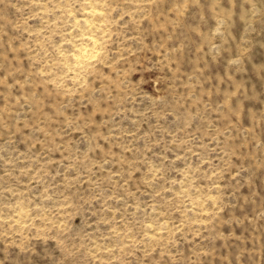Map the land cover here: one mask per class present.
I'll use <instances>...</instances> for the list:
<instances>
[{
	"label": "rangeland",
	"instance_id": "obj_1",
	"mask_svg": "<svg viewBox=\"0 0 264 264\" xmlns=\"http://www.w3.org/2000/svg\"><path fill=\"white\" fill-rule=\"evenodd\" d=\"M254 3L253 17L236 0L231 20L217 14L228 0H145L107 18L91 0H39L28 16L0 5V190L63 209L55 228L0 237V264H90L92 242L118 245L114 264H264ZM128 48L136 58L108 63ZM72 244L84 256L66 261Z\"/></svg>",
	"mask_w": 264,
	"mask_h": 264
},
{
	"label": "clouds",
	"instance_id": "obj_2",
	"mask_svg": "<svg viewBox=\"0 0 264 264\" xmlns=\"http://www.w3.org/2000/svg\"><path fill=\"white\" fill-rule=\"evenodd\" d=\"M94 2L97 7L102 8L104 11L101 15L107 16L111 15L112 11H117L118 9H122L124 7L138 6L145 2V0H91ZM149 3L155 4H165L166 0H147ZM189 0H185V3H188ZM191 3L199 4L200 0H190ZM224 0H213V12H217L220 9L221 4H223ZM39 3V0H0V5L7 7V14L9 12L13 14H18L20 16H28L30 12L35 9L36 5ZM85 5L90 3V0H83ZM228 3L231 5L229 8L220 9L217 12L218 15L224 16L226 19L231 20L235 15L236 8V0H228ZM243 3L251 5L249 11L251 12V16H255L256 12V4L254 0H243ZM3 9H0V13H2ZM163 12L164 10L161 9ZM124 14L119 13V19H124ZM248 15L247 12H243L241 19L244 20ZM251 19L249 18L248 21ZM90 37H84L83 39H89ZM103 43V41H101ZM136 45L138 48L143 44L142 40H137ZM149 43H151L149 39ZM162 46V45H161ZM170 47V46H169ZM153 49H144L140 48V51L143 55H147L149 51ZM118 55H114L108 61V63L113 66H117L121 64V61L127 62L129 57L136 58L138 52L132 51L131 48L125 49L123 51L117 50ZM57 68H60V65H56ZM64 69L61 68V71ZM47 76L51 77L54 75V72L47 71L45 73ZM195 139V137H193ZM203 147V145H201ZM191 151V148H189ZM7 194V195H5ZM15 198V199H12ZM51 197H45V200H51ZM63 209L59 208L58 202H54L49 206L43 205H33L32 201L29 200L24 192L17 191L12 187H4L0 190V237L5 239L15 238L17 240H23L24 237L28 236L29 233L35 229L36 222L40 221L44 228H55L56 225L54 220L59 219V213ZM115 231V230H113ZM56 234L55 232L53 233ZM117 235H119L117 233ZM61 238L67 239V237L63 236V233H60ZM105 240H110L109 237H105ZM83 247V246H81ZM118 245H113L111 247L100 244L97 245L95 242H92V246L87 249L88 257L90 264H114V260L116 259L115 253L118 249ZM67 256L64 257L66 261H70L73 258L77 257V253L79 255L84 252L81 251V248L76 247L75 244H72L71 248H66Z\"/></svg>",
	"mask_w": 264,
	"mask_h": 264
},
{
	"label": "bare ground",
	"instance_id": "obj_3",
	"mask_svg": "<svg viewBox=\"0 0 264 264\" xmlns=\"http://www.w3.org/2000/svg\"><path fill=\"white\" fill-rule=\"evenodd\" d=\"M95 38V37H94ZM94 45V44H93ZM93 47V46H92ZM92 47H90V48H92ZM90 48H86L87 50L88 49H90ZM89 51V50H88ZM91 51V50H90ZM85 52V51H84ZM92 53V52H91ZM84 54V53H83ZM83 54H81V55H83ZM90 54V53H89ZM84 56H85V54H84ZM87 56V55H86ZM83 61V60H82Z\"/></svg>",
	"mask_w": 264,
	"mask_h": 264
}]
</instances>
